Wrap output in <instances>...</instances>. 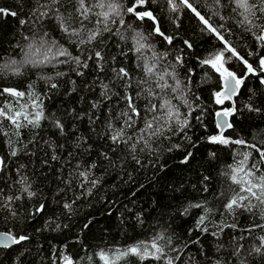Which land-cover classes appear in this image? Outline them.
Returning <instances> with one entry per match:
<instances>
[{"label": "trees", "instance_id": "16d2710c", "mask_svg": "<svg viewBox=\"0 0 264 264\" xmlns=\"http://www.w3.org/2000/svg\"><path fill=\"white\" fill-rule=\"evenodd\" d=\"M109 2L122 6L107 22L110 31L80 44L88 31L103 29L97 13L107 7L96 5ZM189 2L254 73L180 0L177 11L168 0H147L136 9L151 11L163 35L152 20L126 11L135 0H85L88 19L77 0H0V9L16 13L0 14V110L6 113L0 116V232L28 237L0 249V264H104L101 252L115 264H264V247L254 251L264 237V204L232 180L245 175L233 173L242 161L254 182L264 176V41L257 38L264 35V0H249L257 6L250 17L255 26L242 22L236 0ZM58 17L69 31H83L69 35ZM136 33L144 37L140 51ZM58 48L71 56L53 58ZM221 51L224 66L243 79L234 105L216 103L223 80L202 63ZM168 107L178 113L170 129L154 119ZM233 108L232 127L223 133L230 142L211 143L209 137L220 134L216 113ZM20 111L29 119L42 112L38 126L21 116L17 128L7 117ZM148 121L153 129L142 131ZM118 132L123 135L113 142ZM234 197L245 199L230 210ZM161 235V259L116 260L118 251L141 242L153 251L150 245Z\"/></svg>", "mask_w": 264, "mask_h": 264}, {"label": "snow or ice", "instance_id": "6c2138e0", "mask_svg": "<svg viewBox=\"0 0 264 264\" xmlns=\"http://www.w3.org/2000/svg\"><path fill=\"white\" fill-rule=\"evenodd\" d=\"M77 2L79 5L78 11L80 12V15L83 17V19H88V14L91 11V9L86 7L85 0H77ZM146 2H147V0H135V3L131 7H128L126 9V11L128 13L134 14L137 19L144 20L145 18H147L149 20H152L153 23L155 24L154 31L157 34L163 35V33L160 31L159 24L156 22V17L153 15V13L151 11H140V12L136 11V9L138 7L144 6L146 4ZM168 2L171 5V10L177 11V4L175 3V0H168ZM217 2H218V0H217ZM52 3L53 4L59 3V0H52ZM180 4H182L183 6L188 8L189 10H191L194 13V15L200 20V22L202 24H204L205 28L209 32L215 33L217 38L224 43L225 50L227 52H230L233 57L240 59L245 64L247 71L249 73L255 72V69L253 68V66L251 64H249L247 60H244L243 57L239 56V54L236 52V50L233 47H231L227 41L224 40V37L219 32H217L216 28L213 27L209 23L208 19H206L203 15H201V13L195 7H193L192 3H190L189 0H180ZM236 6L238 8L243 9V12L241 13V15L243 16L242 22L247 23V24L252 25V26H255L252 24V19L250 17L255 16L254 9H256L257 6L255 4L249 3V0H236ZM96 7H99L101 9L107 7L106 11L97 13L98 16L102 17L104 27H103V29L97 27L94 30L88 31L87 35H86V39L82 38L79 41L80 44L91 43V42L95 41L102 34L103 31H110V29L108 28L107 22L111 16L120 15V8L122 6L120 4H117V3L109 2L107 5H105L104 3H99L96 5ZM259 11L264 12V6H261L259 8ZM0 14L12 15V16L16 15L15 12H10L7 9H0ZM41 15H46V13H41ZM57 19L59 20L63 31L68 33L69 35L78 36V35H80L81 31H83V29H81L80 31H77L75 29H73L72 31H69V28L66 26V22H65L64 18L58 17ZM21 23H23V21H21ZM81 23H83V20H81ZM100 23H101V20H97V25H99ZM120 23L123 24L122 19H121ZM261 27H262V30H264V26H261ZM136 37L138 38L136 40V43L138 44L136 51H140V49L144 47V44L140 43V41L143 40L144 37L140 33H136ZM257 38L261 41H264V35H260ZM165 39H167L169 41V43H171L170 37H165ZM54 46H55V44L53 43V47ZM47 52H51V48L47 49ZM95 55L97 58H102L100 52H96ZM56 56H71V54L69 52H67L66 49L58 48L57 51L55 52V54L53 55V58H55ZM89 58L91 59V57H89ZM45 59H47V55L45 56ZM72 59L76 62L77 65L81 64L79 57H72ZM202 63L210 65L213 69H215L217 72H219V74H220V76L224 82L223 91L215 93L216 103L222 104L224 102V100L231 99V97L236 94V92L238 90V86L243 84V79L238 78L234 72L230 71L228 68H226L224 66L226 63L224 52L223 51L217 52L210 59H206V60L202 61ZM87 66L88 65L86 63L83 64V67L86 68ZM260 66H261V69H264V58H261ZM119 71H120V73L123 74V76L128 75V73L125 72L124 69H120ZM147 71L149 73H151L152 68H150V67L147 68ZM14 74H19L18 69L14 70ZM78 74H82V73H78ZM59 75H62V74H59ZM262 82H264V81H262ZM177 84H179V82H177ZM52 87H56V85L53 84ZM105 87H107V86H105ZM5 91H7L10 95L17 96V97H23L25 95L23 92H19V91H16L14 89H5ZM127 99L129 100V107L132 109V112L139 115V113L136 112L135 107L132 105L131 97H127ZM165 106H167V102L165 103ZM156 110H157L156 106L153 105L151 108V111L155 112ZM234 111H235V109L233 108V109H225L222 112L216 113V116L218 118L217 127L220 129V134L219 135H213V136L209 137V141L211 143L228 144L230 142L227 138H225L223 136V130L225 128H231L232 127V125L228 122L227 117L231 116ZM4 115H6V113L4 111L0 110V116H4ZM42 115H43L42 112H38V113H36L35 119H29L28 115H26L22 111H20V112H16L14 116H8L7 118L9 120H11L12 123L17 128H20L21 124L18 122L19 117L23 116V118L25 120H28V123L33 124L34 126H38L39 120L41 119ZM174 116L178 117V113L174 112L172 108L168 107L167 112L165 114H163L159 117H154V119L157 121L163 120L164 124H167L168 128L170 129L171 124L169 122L173 120ZM186 126H187V120H184L183 122L180 123V129L181 130H183V128ZM57 127L62 128V126L59 124H57ZM153 127H154L153 122L148 121L146 123L145 129L142 131L151 130V129H153ZM161 127H163V125H161ZM159 131H160V128H156V130L152 132V135L158 134ZM122 135H123V132H118L117 134L113 135L112 136L113 142H118ZM231 142L236 143V144H244L245 143L243 140H235V141H231ZM133 147H135V146L133 145ZM12 154L15 155V152H13ZM261 158L264 159V152H261ZM244 159L245 160L248 159V154H245ZM184 162H187V158L185 159ZM240 172H244L245 175L243 177L238 178V176L236 174H234L232 176L233 182L241 185V191L249 192L251 194V196H253L257 200H259L261 204H264V176L259 177V183L254 182L253 173L251 171L245 172V169L243 167V161L241 162V166L239 168L233 169V173L238 174ZM253 189H258L259 194H257L256 191H253ZM29 195L31 196V195H33V193H29ZM238 199L243 200L245 198L244 197L232 198L231 201L227 204V208L231 210L234 207H241L242 205L238 202ZM65 207L70 208V205L66 204ZM195 207H200V205H195ZM42 209H43V206H41V208L38 209V211H41ZM203 222H204V217H200V219L197 221L198 226L203 224ZM57 227H59V226H57ZM27 239H28V237L23 236V235L16 237V236L11 235L10 233L0 234V247H8L9 245H12V244H20L22 241H25ZM161 239H164L163 235H161V236L157 237L155 240H153V242L150 245L151 249L153 250L151 252L149 251V246L147 244H143V242H141L140 244L129 247L128 249H126L123 252L118 251L117 255H116V260H119L121 257L128 256V255H135L142 260L145 259L146 257H148L149 255H151V257L153 259L159 260L164 255L163 248L157 242L158 240H161ZM168 242L169 243L171 242L170 237L168 238ZM261 242H262L261 247H255L254 248V251L257 253H259L261 251V248L264 247V237L261 238ZM99 255H100V259L102 261H104V264H115V261L111 260L109 258V256H107L104 252H101ZM65 259L67 260V258H65ZM68 264H71V262L69 261ZM167 264H173L172 260L169 259L167 261Z\"/></svg>", "mask_w": 264, "mask_h": 264}, {"label": "water", "instance_id": "95a60500", "mask_svg": "<svg viewBox=\"0 0 264 264\" xmlns=\"http://www.w3.org/2000/svg\"><path fill=\"white\" fill-rule=\"evenodd\" d=\"M241 85H242V84H241ZM241 85L238 86V90H237L236 94L233 95V96L231 97V99L224 100L223 103L229 102V103H232V104L234 105V101H235L236 97L238 96V94H239V92H240ZM223 89H224V82H223ZM222 91H223V90H222ZM220 112H222V111H220ZM215 120H216V124H217V121H218L217 116H216V119H215ZM227 120H228V122L230 123V118H229V117H227ZM228 129H229V128H225V129L223 130V133L226 132ZM219 130H220V129H219ZM5 233H7V232H0V234H5ZM16 245H18V244H12V245H9L8 247H0V249H10L11 247L16 246Z\"/></svg>", "mask_w": 264, "mask_h": 264}, {"label": "rangeland", "instance_id": "374dc122", "mask_svg": "<svg viewBox=\"0 0 264 264\" xmlns=\"http://www.w3.org/2000/svg\"><path fill=\"white\" fill-rule=\"evenodd\" d=\"M26 55L30 56L31 55V48H27V53Z\"/></svg>", "mask_w": 264, "mask_h": 264}]
</instances>
